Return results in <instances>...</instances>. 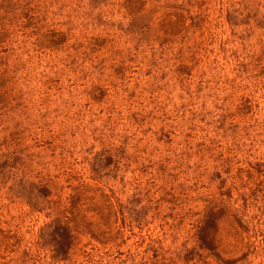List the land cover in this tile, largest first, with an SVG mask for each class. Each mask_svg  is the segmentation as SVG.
Returning a JSON list of instances; mask_svg holds the SVG:
<instances>
[{
	"label": "rangeland",
	"instance_id": "1",
	"mask_svg": "<svg viewBox=\"0 0 264 264\" xmlns=\"http://www.w3.org/2000/svg\"><path fill=\"white\" fill-rule=\"evenodd\" d=\"M0 264H264V0H0Z\"/></svg>",
	"mask_w": 264,
	"mask_h": 264
}]
</instances>
